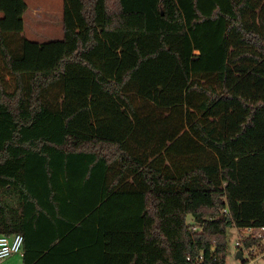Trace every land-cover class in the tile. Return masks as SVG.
Segmentation results:
<instances>
[{
	"label": "trees",
	"instance_id": "16d2710c",
	"mask_svg": "<svg viewBox=\"0 0 264 264\" xmlns=\"http://www.w3.org/2000/svg\"><path fill=\"white\" fill-rule=\"evenodd\" d=\"M27 9L0 0V234L23 264H227L230 226H264V0H63L44 42ZM208 23L221 66L193 54Z\"/></svg>",
	"mask_w": 264,
	"mask_h": 264
},
{
	"label": "rangeland",
	"instance_id": "374dc122",
	"mask_svg": "<svg viewBox=\"0 0 264 264\" xmlns=\"http://www.w3.org/2000/svg\"><path fill=\"white\" fill-rule=\"evenodd\" d=\"M30 3L31 7L32 0H26ZM217 0H202V7L206 11H210L213 6L214 2ZM220 2L222 0H219ZM34 3V2H33ZM39 3L44 7L45 10L50 11L52 26L54 27V32H44L43 34H36L34 29L31 25V21L26 19L25 27H24V36L31 40H37L40 42L50 41L55 39H62V36L56 30L58 29L59 25L62 26V8H63V0H39ZM30 13V11H28ZM45 14L49 15L47 12ZM0 13V17H1ZM221 29L220 27L216 26L214 23H208L203 28L199 30L198 36L194 37L191 35L190 37V44L193 49V54L200 56V60H198V64L200 66L208 65L210 66H221L222 62L217 59L219 53L221 51L218 41ZM201 46L202 50L199 48ZM205 52V53H203ZM188 221L193 223V219L191 216L188 217ZM240 235L239 231L236 227L230 226L228 230V244H229V254L227 258V264H244L243 261L236 258V254L239 251L236 242L239 240ZM261 252L256 251L254 256H258L255 264H264V252L263 255L260 254ZM245 259L249 258L248 252L244 253ZM0 264H23V256L21 254H14L8 258H6Z\"/></svg>",
	"mask_w": 264,
	"mask_h": 264
},
{
	"label": "built area",
	"instance_id": "2783aa9c",
	"mask_svg": "<svg viewBox=\"0 0 264 264\" xmlns=\"http://www.w3.org/2000/svg\"><path fill=\"white\" fill-rule=\"evenodd\" d=\"M227 212V209H225ZM251 237L258 238L264 241V226L261 227H246L242 230V236L236 242L238 248H241L243 254L248 252L249 258H247L244 264H255L258 256H254L256 249L244 248L241 238ZM24 235L22 233H14L11 235L0 234V262H3L6 258L14 254H24ZM263 255V253H260Z\"/></svg>",
	"mask_w": 264,
	"mask_h": 264
},
{
	"label": "crops",
	"instance_id": "0c3cea01",
	"mask_svg": "<svg viewBox=\"0 0 264 264\" xmlns=\"http://www.w3.org/2000/svg\"><path fill=\"white\" fill-rule=\"evenodd\" d=\"M27 5H28V9L24 14V21H26V19H29L31 21L32 27L36 29L34 30L36 34H43L44 32L55 31L54 27L51 25L52 21L50 20L51 19L50 11L45 10L44 7L39 3V0H32V5H33L32 7L28 2ZM28 11H30V13ZM45 12H47L49 15L45 14ZM62 13H63V8H62ZM56 32H58V35L60 34L62 36L63 33L62 26L60 27L59 25Z\"/></svg>",
	"mask_w": 264,
	"mask_h": 264
},
{
	"label": "water",
	"instance_id": "95a60500",
	"mask_svg": "<svg viewBox=\"0 0 264 264\" xmlns=\"http://www.w3.org/2000/svg\"><path fill=\"white\" fill-rule=\"evenodd\" d=\"M236 258L240 259L241 261H243L245 259L244 254L241 250H239L236 254Z\"/></svg>",
	"mask_w": 264,
	"mask_h": 264
}]
</instances>
